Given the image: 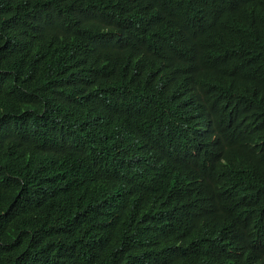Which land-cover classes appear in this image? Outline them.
I'll use <instances>...</instances> for the list:
<instances>
[{
    "label": "trees",
    "instance_id": "trees-1",
    "mask_svg": "<svg viewBox=\"0 0 264 264\" xmlns=\"http://www.w3.org/2000/svg\"><path fill=\"white\" fill-rule=\"evenodd\" d=\"M244 10L0 0V264H164L176 246L186 264H264V36ZM168 35L197 42L214 68L191 88L195 77L156 65ZM201 101L207 114L185 121L224 142L226 170L208 188L175 165L203 136L168 126Z\"/></svg>",
    "mask_w": 264,
    "mask_h": 264
},
{
    "label": "clouds",
    "instance_id": "clouds-1",
    "mask_svg": "<svg viewBox=\"0 0 264 264\" xmlns=\"http://www.w3.org/2000/svg\"><path fill=\"white\" fill-rule=\"evenodd\" d=\"M245 14L248 17H252L260 22L261 29L260 34L264 36V0H245ZM175 37L176 41L171 43L169 40ZM168 46L163 51V54L157 61V67L159 69L165 67H174L187 76L195 77V81L189 86L191 88L199 79V74L203 67L209 68V74L213 71V67L210 65V59L200 58L198 56V43L195 41L181 39L177 36L168 35ZM220 79L224 87L230 88V81L225 71L220 74ZM189 88L178 93H184ZM247 93H242L241 99L238 103H245V97ZM207 104L205 101H201L195 104H191L187 107L184 116L178 125L169 123V127L174 128L178 133H185L187 131H195L203 136V141L199 143L194 151L184 152L178 156L176 164L181 170V174L184 178L190 182L194 176H185L184 172L186 169L195 170L198 172L197 176L201 182H203L207 188L213 186L217 173L220 170H226L225 159L223 156L224 142L223 139L215 137L210 133V126L208 121H202L196 124H191L185 121V118L193 113L207 114ZM216 141L221 143L222 147H216ZM248 151L252 153H261L262 148L259 144L249 146ZM147 169L152 172L165 171V166L160 164L159 161H152L149 159H143ZM257 161H255L256 163ZM259 162L264 164L263 156H261ZM252 163L246 159L242 160L241 167L239 170L240 174L247 173L252 168ZM103 244V243H102ZM94 261L90 257H83L80 264H93ZM178 252V247H173L167 250L164 254V264H186ZM65 264H79L77 257L72 255L69 261Z\"/></svg>",
    "mask_w": 264,
    "mask_h": 264
},
{
    "label": "bare ground",
    "instance_id": "bare-ground-1",
    "mask_svg": "<svg viewBox=\"0 0 264 264\" xmlns=\"http://www.w3.org/2000/svg\"><path fill=\"white\" fill-rule=\"evenodd\" d=\"M109 102V101H108Z\"/></svg>",
    "mask_w": 264,
    "mask_h": 264
}]
</instances>
